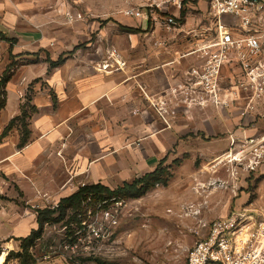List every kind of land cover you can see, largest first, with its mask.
Instances as JSON below:
<instances>
[{
	"label": "rangeland",
	"instance_id": "374dc122",
	"mask_svg": "<svg viewBox=\"0 0 264 264\" xmlns=\"http://www.w3.org/2000/svg\"><path fill=\"white\" fill-rule=\"evenodd\" d=\"M130 7L147 17L124 15ZM166 16L174 18L169 29ZM206 27V37L193 36ZM212 29L206 5L193 0L179 9L173 0H0V30L15 39L12 59L0 40V100L14 94L19 109L8 139L0 136V232L11 229L0 238V264H185L202 222L253 201L264 207V167L233 180L230 163L217 160L231 137L264 129L187 109L166 88ZM59 57L50 68L46 59ZM98 75L108 76L107 93L81 92L93 100L73 112L58 106L55 90ZM121 79L125 88L113 90ZM41 95L49 105L37 108ZM21 113L29 138L19 148ZM147 174L137 195L88 194L58 208L79 187L114 190ZM45 208L56 211L39 226Z\"/></svg>",
	"mask_w": 264,
	"mask_h": 264
},
{
	"label": "built area",
	"instance_id": "2783aa9c",
	"mask_svg": "<svg viewBox=\"0 0 264 264\" xmlns=\"http://www.w3.org/2000/svg\"><path fill=\"white\" fill-rule=\"evenodd\" d=\"M173 1L179 9L184 0ZM203 1L213 21V36L193 48L196 64L181 72L180 82L168 94L179 96L187 109L234 111L235 127L264 129V0ZM124 15L147 17L140 7H130ZM149 16L157 20L154 14ZM161 22L169 29L174 18L166 16ZM210 29L193 36L206 37ZM229 144L228 152L217 160L230 163L226 171L233 180L264 167V130L231 137ZM235 189L232 185L231 191ZM262 204L249 202L202 222L205 229L196 232L185 264H264Z\"/></svg>",
	"mask_w": 264,
	"mask_h": 264
},
{
	"label": "crops",
	"instance_id": "0c3cea01",
	"mask_svg": "<svg viewBox=\"0 0 264 264\" xmlns=\"http://www.w3.org/2000/svg\"><path fill=\"white\" fill-rule=\"evenodd\" d=\"M196 2L198 4L200 3H204L206 5V2L203 0H196ZM206 9H207V5H206ZM197 60L195 58V56H190L189 58H182L179 61V65H177V67L175 66L172 71L170 72V78L168 81V84L166 86V88H170L175 86L176 84H178L180 82L181 79V72L184 71L185 69H187L188 67L196 64ZM153 76L157 77V72L153 73ZM154 79V78H153ZM158 79H161V77H158ZM108 76L107 75H98L97 77H92L91 79H86V78H79V81L72 84L69 83L68 84V88L67 91L62 89L60 90H55L56 92V98L58 101V106L61 109H64L66 112L69 111H76L79 110L82 106H85L88 103H91V101L93 100H89L87 102H83L82 98H81V92L83 91H87V90H92V89H99V93L100 94H105L108 92ZM54 84L56 83L55 81ZM114 89L113 90H123L125 88L124 85V81L119 80L115 85H114ZM85 88V89H84ZM99 97V96H98ZM15 95L14 94H8L7 93V98H6V102H5V107L3 110L0 111V127L3 125H6V123L8 122L9 119H11L15 114H17V112L19 111L18 109V102L15 99ZM49 97L47 95H41L40 97L37 98L36 100V106L37 108H43L46 105H49ZM100 98H102V96H100ZM215 112V111H214ZM217 117H222V118H226L224 120L225 123H228V125L230 124L231 127L233 126V121L230 122L228 119V113L224 112V111H220V112H215ZM202 121H200L201 123ZM200 123H198L199 126L201 125ZM202 124L204 126H209L207 123L202 122ZM234 127V126H233ZM12 134V133H11ZM32 136H31V140H34V136L33 133L31 132ZM7 137H9L7 134L3 137V140L8 139ZM15 139V138H13ZM18 141V138H17ZM218 216V215H217ZM216 217V216H213ZM212 217V218H213ZM211 218V219H212ZM11 233V229L9 227H3L2 231L0 232V238L4 239L6 238V236L8 234Z\"/></svg>",
	"mask_w": 264,
	"mask_h": 264
},
{
	"label": "trees",
	"instance_id": "16d2710c",
	"mask_svg": "<svg viewBox=\"0 0 264 264\" xmlns=\"http://www.w3.org/2000/svg\"><path fill=\"white\" fill-rule=\"evenodd\" d=\"M188 1V0H184L183 2ZM193 2H196V0H193ZM183 17V11L180 12V18ZM0 40H4L9 42V47H8V53H9V58L12 59L13 55L11 54V46L12 44L15 42V39H10L6 36V34H4L1 30H0ZM48 66L50 68L56 67L57 65H59L62 61V59L59 57L57 60L52 61L50 59H46ZM3 79H2V84H4V82L7 80V73L5 72ZM1 80V79H0ZM54 100V99H53ZM5 101L0 100V110L3 108ZM23 113H21L20 117L22 118L21 121V126H20V138L17 144V147L21 148L23 147L29 138V130L26 126V124L23 122L24 119V115L22 116ZM19 117H13L11 120H9V122L6 124V126L3 128L0 136L4 137L12 128L13 123L18 120ZM158 169L159 167L155 168L154 170V174L158 173ZM151 174H147L144 175L142 178H135L133 179L131 182L129 183H124L122 186L116 187L114 190H110L109 188L101 185V184H92V185H87V186H83V187H79L75 192H73L72 194H70L69 196L62 198L59 203H58V208L60 210V212H62V207L66 204H80V202L84 199L85 196H87L88 194H91V196H93L96 199H109L112 196H116L118 194H122V193H133L132 195H137L136 193V186L139 183H142L144 181L147 180V178L150 176ZM56 211V209H42L37 211V224L39 226H41V222H42V217L44 216H49L51 214H53ZM33 234V233H32ZM27 241V240H26ZM25 241V242H26ZM99 264H112V263H104L102 261H97Z\"/></svg>",
	"mask_w": 264,
	"mask_h": 264
}]
</instances>
